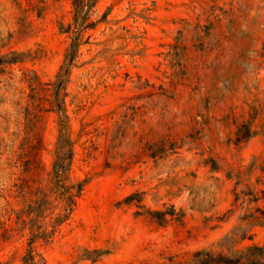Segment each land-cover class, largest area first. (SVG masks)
Instances as JSON below:
<instances>
[{"label":"rangeland","instance_id":"obj_1","mask_svg":"<svg viewBox=\"0 0 264 264\" xmlns=\"http://www.w3.org/2000/svg\"><path fill=\"white\" fill-rule=\"evenodd\" d=\"M73 1L0 0V264L264 246V0Z\"/></svg>","mask_w":264,"mask_h":264},{"label":"trees","instance_id":"obj_2","mask_svg":"<svg viewBox=\"0 0 264 264\" xmlns=\"http://www.w3.org/2000/svg\"><path fill=\"white\" fill-rule=\"evenodd\" d=\"M98 0H74L73 6L75 10L74 21L78 33L90 27L92 24L88 23L89 15L92 8L97 4ZM78 43L74 42L68 49L64 64L58 73V78L61 80L64 73L72 65L77 51ZM19 54L14 53L13 56ZM8 63L19 62L17 58L8 60ZM71 155L69 154V157ZM67 154L58 157L54 168L59 172L60 168H64ZM232 236L228 237L227 242L232 241ZM187 264H264V246L250 245L244 249L229 248L226 252H213L208 250L197 251L193 254L192 259Z\"/></svg>","mask_w":264,"mask_h":264}]
</instances>
